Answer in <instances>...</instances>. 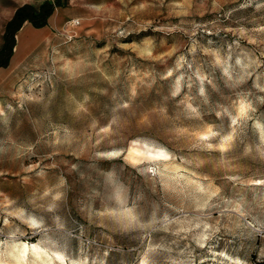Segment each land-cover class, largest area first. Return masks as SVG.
<instances>
[{
	"label": "rangeland",
	"instance_id": "374dc122",
	"mask_svg": "<svg viewBox=\"0 0 264 264\" xmlns=\"http://www.w3.org/2000/svg\"><path fill=\"white\" fill-rule=\"evenodd\" d=\"M57 1L0 67V264H264V0Z\"/></svg>",
	"mask_w": 264,
	"mask_h": 264
},
{
	"label": "trees",
	"instance_id": "16d2710c",
	"mask_svg": "<svg viewBox=\"0 0 264 264\" xmlns=\"http://www.w3.org/2000/svg\"><path fill=\"white\" fill-rule=\"evenodd\" d=\"M58 5L57 0H45L38 8L31 3H24L16 7L12 16L5 24L3 44L0 47V67L9 64L16 45V33L23 23L28 20L35 27L47 25L49 16Z\"/></svg>",
	"mask_w": 264,
	"mask_h": 264
},
{
	"label": "bare ground",
	"instance_id": "6f19581e",
	"mask_svg": "<svg viewBox=\"0 0 264 264\" xmlns=\"http://www.w3.org/2000/svg\"><path fill=\"white\" fill-rule=\"evenodd\" d=\"M19 42L21 43V34H19ZM131 152L141 153V154H147L148 156L155 157V158H165L167 157V153L161 149H155V150H149L143 151L141 149H138L136 147L131 148Z\"/></svg>",
	"mask_w": 264,
	"mask_h": 264
},
{
	"label": "crops",
	"instance_id": "0c3cea01",
	"mask_svg": "<svg viewBox=\"0 0 264 264\" xmlns=\"http://www.w3.org/2000/svg\"><path fill=\"white\" fill-rule=\"evenodd\" d=\"M48 23H49V22H48ZM48 25H49V24L44 25V26H42V27H35L34 25H32L31 22H29L28 20H26V21L23 23L22 27H21V28L17 31V33H16V40H18V42L16 43L14 49H15L16 51H19V48H20V44H21V43L19 42V38H18V37H19L20 32L23 31V29H25L26 27H31V26H33V27H35V29H37V31H41V30L47 28ZM33 29H34V28H33Z\"/></svg>",
	"mask_w": 264,
	"mask_h": 264
},
{
	"label": "snow or ice",
	"instance_id": "6c2138e0",
	"mask_svg": "<svg viewBox=\"0 0 264 264\" xmlns=\"http://www.w3.org/2000/svg\"><path fill=\"white\" fill-rule=\"evenodd\" d=\"M53 214H54V212L52 209H49L47 214L36 213L38 218H44L45 216H51ZM36 227L38 228L39 225H37ZM22 239L28 240L29 238H28V236H24V237H22Z\"/></svg>",
	"mask_w": 264,
	"mask_h": 264
}]
</instances>
